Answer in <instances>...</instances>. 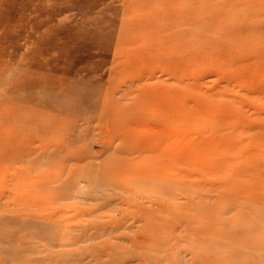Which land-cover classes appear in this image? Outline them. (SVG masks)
Returning a JSON list of instances; mask_svg holds the SVG:
<instances>
[{
    "label": "rangeland",
    "instance_id": "374dc122",
    "mask_svg": "<svg viewBox=\"0 0 264 264\" xmlns=\"http://www.w3.org/2000/svg\"><path fill=\"white\" fill-rule=\"evenodd\" d=\"M192 7H197L201 15L195 20L190 17L197 14ZM186 8L189 12L184 11ZM251 26L256 29L248 31L247 27ZM222 31L226 32L225 36L240 39L234 41L237 44L230 51L252 48V52L258 49L264 52V0H0V122H5L0 128L1 137L9 136L8 129L13 128V182L11 179L5 182V188H13V206H4L12 193H4L0 201V219L13 220H2L0 224V264H10L11 260L12 264H103V255L110 254L109 246L101 250L92 246L104 239L110 240L121 231L125 233L122 228L106 233L102 240H91L88 235L87 242L62 246L57 242L65 233L64 227L50 224L61 221L62 215L68 216L71 209L52 214L51 210L58 204L28 208L22 205L31 197L42 198L62 188V180L44 181L47 169L51 166V170L56 162L47 157L50 152L46 156L40 154L41 146L60 132L65 145L75 137L87 136V140L75 147L98 149L92 144L98 133L96 124L88 126L81 120L73 128L69 124L74 116L87 120L99 117L93 107L109 80L114 52L121 48L129 51L146 48L154 38L160 40L162 49L154 42L159 52L208 50L219 54L226 50L227 38L219 33ZM183 58L184 63L189 61ZM132 59L142 64L140 69L145 67L143 56L126 52L118 57L121 72L104 98L114 87H131L132 79L139 78L141 70H125L126 61ZM191 62L194 64H183L179 71L204 68L201 60L191 59ZM213 62L208 68L222 66V60ZM159 70L170 74V69ZM199 73L200 69L195 72ZM180 78L178 72L176 80L188 82ZM215 79L212 76L206 81L212 83ZM85 98L81 105H76ZM133 100V109L141 114L142 101L137 97ZM178 100L175 111L168 116L157 117L152 109L145 113L149 120L158 119L171 128L172 136H177L172 149L191 168L185 180L192 191L205 190L201 199L204 215L200 222L207 230L206 241L198 248L192 246L194 250L189 254L192 242L182 240L176 250L160 256L153 254L145 263L191 264L192 256L200 264H264V137L260 135L264 127L251 128L241 120L227 117L208 134L210 144L202 153L187 158L183 150L199 146L185 139L194 138V133L218 121L215 113L206 115V120L193 119L192 102ZM130 116L122 114L116 121L119 126L124 125L133 120ZM48 133L49 138L32 143L33 137L42 139ZM163 142L167 143L168 137ZM196 158L207 162L204 171L197 172L198 168L189 161ZM78 186H73L72 191ZM182 199L173 200L181 206L177 212L187 211L194 221L198 211L195 207L191 210L188 200ZM79 221L67 225L78 229L83 226L79 224L85 225L86 218L80 217ZM118 242L121 247L114 252L124 255V250H132L128 241ZM99 252H102L100 262ZM142 261L143 256L133 253L110 264H142Z\"/></svg>",
    "mask_w": 264,
    "mask_h": 264
},
{
    "label": "bare ground",
    "instance_id": "6f19581e",
    "mask_svg": "<svg viewBox=\"0 0 264 264\" xmlns=\"http://www.w3.org/2000/svg\"><path fill=\"white\" fill-rule=\"evenodd\" d=\"M192 8L197 10V14L190 15L195 20L196 16L201 15L197 7ZM189 10L184 9L185 12ZM255 29L253 26L247 27L248 31ZM219 33L227 38L226 50L219 54L209 53L208 50L193 53L159 52L154 42L158 43L162 49L160 40L154 38L150 40V45L146 48L139 47L138 50L133 51L121 48L119 52H114V65L110 71L109 80L105 82L100 99L99 101L97 99L93 107L99 117L95 116V120L92 118L88 121L74 116L69 124L71 128L75 127L79 120L88 126L96 124L98 133L97 137L92 139V144H96L98 149L92 150L84 145L83 148L75 147L79 142L87 140V136L75 137L65 145L60 132L48 143H43L40 154L46 156L50 152L47 157L56 162L51 170H49L51 166L47 169L44 181L56 183L62 180V188L59 187L52 195L42 198L31 197L28 201L22 202V205L28 208L58 204L51 210L52 214H57L58 211L61 213L66 208L71 209L68 216L62 215L61 221L57 220L50 224L51 227H64L65 233L57 242L59 245L75 246L84 241L87 242L88 235L91 240H102L106 233L122 228L125 233L121 231V235L111 236L110 240L104 239L96 243L98 245L92 246H97L100 250L109 246L110 254L103 255L105 259L102 263L110 264L126 254L136 253L144 257L142 264H147L145 262L150 261L151 255L160 256L169 250H176L182 240L192 242L189 246V254L195 246L198 248L205 243L207 230L200 222L204 215L201 199L205 196V190L193 189L192 191L191 185L185 180L189 177L188 170L191 168L183 160H179L172 149V143L177 136H172L171 128L159 122L158 119L149 120L145 112L152 109L157 117L168 116L175 111V103L180 98L181 101L192 102L190 114L193 119L206 120V115L216 114L218 124H210L197 131L192 139L182 138L190 140L191 143L195 142L199 146V148L183 150L187 158L191 154L202 153L203 148L210 144L208 134L212 133L227 117L232 120H241L251 128L264 127L262 118L264 116V52H260V49L252 52V48H247L250 52L247 49L230 51L237 44L234 41H240V39L225 36L224 31ZM126 52L129 55L143 56L146 61L145 67L140 69L142 64L134 59L131 62L126 61L125 70H141L139 78L132 79L131 87H114L104 98V93L121 72V66H118L116 59L124 56ZM183 57H187L189 61L184 63ZM191 59L203 61L204 68L179 71L183 64L193 65ZM213 60H222V66L225 69L222 66L208 68V65L214 63ZM159 68L170 69V74H165ZM198 69L200 73L195 74ZM178 72H180V79H187L188 82L183 84L176 80ZM212 76L216 78L212 83L206 81ZM136 97L144 105V111L141 114L133 109L135 103L133 99ZM85 100L86 98L78 100L76 105H81ZM216 104L221 107L216 109ZM122 114H131L128 118L133 120L119 126L116 120ZM61 119L60 117L59 120ZM4 125L5 122H0V128ZM8 131L9 136L1 137L0 135V201L3 200L4 193H12L11 197L6 199L4 206H13V188L11 190L8 187L5 188V182L8 179L13 182L11 174V171L13 172V128H9ZM85 131L88 129L85 128ZM260 135L264 137L263 130ZM165 137H168L167 143L163 142ZM47 138L49 133L42 139L33 137L32 143ZM76 138H79L78 141H75ZM30 141L31 139L28 142ZM70 149L72 151L69 154L63 155ZM197 159H189V161L198 168L197 172L204 171L207 162H200ZM182 166L187 168H181ZM67 167L68 170L65 172ZM62 176L63 179H61ZM76 184L79 186L72 191ZM82 185L86 186L81 187ZM182 198L188 200L187 204L191 205V210L195 207L198 211L193 218L194 221L187 215V211L177 212L181 206L173 200H183ZM196 198L198 203H195ZM63 200L73 201L60 203ZM80 217L86 218L85 225L81 223L79 225L83 226L75 230L68 227V222H80ZM2 220L13 219H0V224ZM131 228L134 231H130ZM180 228L182 229L176 233V230ZM123 240L128 241L132 247V250H124L123 252H126L124 255L114 252L117 247H121L118 241ZM148 252L152 254H146ZM98 258L100 262L102 252H99ZM201 258L204 259L203 256ZM190 259L191 264H200L195 263L197 258L191 256ZM12 262L13 260L10 264Z\"/></svg>",
    "mask_w": 264,
    "mask_h": 264
}]
</instances>
